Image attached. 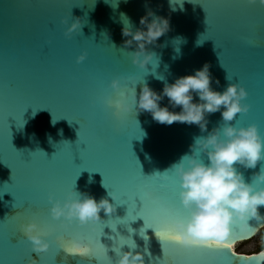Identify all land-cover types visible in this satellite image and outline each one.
I'll return each mask as SVG.
<instances>
[{"label":"water","instance_id":"1","mask_svg":"<svg viewBox=\"0 0 264 264\" xmlns=\"http://www.w3.org/2000/svg\"><path fill=\"white\" fill-rule=\"evenodd\" d=\"M149 9L169 17L171 27L149 45L155 55L141 68L132 62L134 49L124 46L122 27L125 18L139 27ZM76 17L81 18V30L66 34ZM82 53L85 58L78 61ZM205 62L214 88L239 83L248 92L243 102L249 110L238 113L232 123L255 122L264 135V5L248 0H0V264H62L69 258L63 249L58 251L57 236H68L66 245L73 240L80 246L90 244L103 261V231L100 241L111 264L129 249L142 252L145 264H224V256L205 247L169 244L147 228L164 220L169 226L173 218L185 216L162 215L153 191L165 188L176 209L185 210L171 166L191 154L195 138L207 132L196 124L159 123L149 112H127L108 104L121 99L126 78L137 93L144 82L160 91L163 80L158 77L171 82ZM113 78L120 79V89L112 88ZM130 101L126 96L122 103ZM167 103L165 97L161 104ZM207 119L211 130L221 114ZM201 156L207 162L206 155ZM238 167L253 181L264 160L254 169ZM69 190L97 200L107 196L116 211H101L102 220L95 224L65 226L63 218L51 216L53 201L48 197L52 193L53 199L63 201ZM26 200L38 202L39 214L13 216L24 211ZM259 213L261 218H248L246 230L232 225L225 242L228 250L253 257L237 264H264V246L250 253L232 248L264 228V205ZM31 220L49 241L45 251H33L25 234L18 241L11 237L13 227ZM42 221L53 226L51 235L42 231ZM237 231L243 235L232 239ZM73 259L76 264L84 258L77 254ZM81 264L101 262L92 257Z\"/></svg>","mask_w":264,"mask_h":264},{"label":"clouds","instance_id":"2","mask_svg":"<svg viewBox=\"0 0 264 264\" xmlns=\"http://www.w3.org/2000/svg\"><path fill=\"white\" fill-rule=\"evenodd\" d=\"M264 5V0H248ZM151 17V19H149ZM67 23V19H65ZM140 26L133 28L124 19L122 35L125 47L130 52L132 62L146 68L155 53L149 45L156 44L158 38L170 30V18L156 15L149 9L140 17ZM82 21L76 17L66 29V34L81 30ZM85 54L77 57L78 61ZM163 88L153 89L144 82L139 93L134 89L130 102L118 104L119 108L131 112H149L153 120L172 124L182 122L196 124L207 134L195 138L190 145L191 154H185L171 166L179 179V201L186 215L171 220L169 229L177 242L185 248H220L230 235L233 224L247 229L248 218H261L259 207L264 205V167L254 174L253 181L246 180L238 166L256 168L264 160V135L257 123L237 126L232 123L238 113H246L250 105L243 102L247 97L246 88L239 83H228L222 90L212 86L213 77L210 64L205 62L193 72L177 76L169 82L164 77ZM219 84V80H216ZM113 89L121 88L119 78L111 80ZM167 104H161L164 98ZM171 106V107H169ZM179 107V111L175 109ZM220 112L221 121L208 130V115ZM201 154L206 155L207 162ZM115 200L114 193H108ZM50 214L60 219L65 226L77 222L81 225L95 224L102 220L101 211L111 214L116 204L107 196L97 200L94 196L69 192L61 201L53 199ZM21 229L32 242L33 251L39 253L49 248V241L38 231V224L31 220L21 225ZM116 231V228H112ZM71 251V250H69ZM119 253V248L116 249ZM264 258V251L260 253ZM26 264H35L28 260ZM115 264H145L143 253L131 249L119 254Z\"/></svg>","mask_w":264,"mask_h":264},{"label":"snow or ice","instance_id":"3","mask_svg":"<svg viewBox=\"0 0 264 264\" xmlns=\"http://www.w3.org/2000/svg\"><path fill=\"white\" fill-rule=\"evenodd\" d=\"M249 4L251 5V3H249ZM134 86L135 85L132 84L131 81L127 80V78H126L125 90H122L119 93L121 99H117L115 101L109 100L108 104L110 106L115 107L117 110H119L120 108L118 107V104L122 103V100L124 97L130 96L132 98L133 90L135 89ZM35 111H33V112H35ZM71 191H73V190H69V192H71ZM153 198L160 203L161 208H162V215L168 216V215L173 214V213L177 216L186 215L185 210H183V209L177 210L176 209L174 201L169 197L165 188H162L159 186L156 187L153 191ZM140 201H141V207H143L144 202L142 200H140ZM25 202L28 203V206L27 207L24 206V211L20 210L13 216H16L17 218H19V216H22L25 214H31V215H38L39 214V204L37 201L26 200ZM138 217H143V216H138ZM143 219H144V217H143ZM21 225L19 226V228L13 227L11 237H15L16 241H18L24 234V232L21 229ZM147 228L155 229L156 235H160L163 237V242H167V243L173 244V245H180L177 242V238L171 233V230L169 229V226H168L166 220H164L160 224V226H158V227L149 226ZM42 231L46 235H51L54 232V228H53V226L48 225L46 222L42 221ZM102 235H104V231H103V234L100 235V237ZM238 235H243V233H240L239 231L234 232L231 235L232 239H235ZM66 237H68V236H65L63 238L57 236L58 251L60 249H63V252L65 253L64 257L69 258L67 260L63 259L62 264H72V261L75 260L73 258L77 254H82L84 259L76 260V264H81V262L84 261L85 259L92 258V257H94L97 261L101 262V264H111V258L108 256L107 248L105 247V245L103 243H101L100 237H99V244L101 246H103V254L106 257V259H104L103 261H101L98 258L97 250L94 249L90 244H88L86 242H82L83 245H85V246H80L79 243H77L79 241L72 239L73 244L72 245H66L64 242ZM180 246H182V245H180ZM224 249L228 250L229 245L225 243L220 248H207V251L210 253H213V254H219V255L224 256L225 257L224 264H237L238 261L251 260L253 258V257L238 256L235 253L230 252L229 250L227 253H225L223 251ZM69 250H71V251H69Z\"/></svg>","mask_w":264,"mask_h":264},{"label":"rangeland","instance_id":"4","mask_svg":"<svg viewBox=\"0 0 264 264\" xmlns=\"http://www.w3.org/2000/svg\"><path fill=\"white\" fill-rule=\"evenodd\" d=\"M264 246V228H262L252 239L248 241L238 242L235 249L239 252L250 253L259 250Z\"/></svg>","mask_w":264,"mask_h":264},{"label":"bare ground","instance_id":"5","mask_svg":"<svg viewBox=\"0 0 264 264\" xmlns=\"http://www.w3.org/2000/svg\"><path fill=\"white\" fill-rule=\"evenodd\" d=\"M234 246H235V244H234V245H232V248H233L234 250H236Z\"/></svg>","mask_w":264,"mask_h":264},{"label":"trees","instance_id":"6","mask_svg":"<svg viewBox=\"0 0 264 264\" xmlns=\"http://www.w3.org/2000/svg\"><path fill=\"white\" fill-rule=\"evenodd\" d=\"M261 248H262V247H261ZM261 248H259V250H260Z\"/></svg>","mask_w":264,"mask_h":264}]
</instances>
